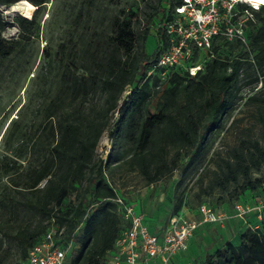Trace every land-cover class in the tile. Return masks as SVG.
I'll return each instance as SVG.
<instances>
[{"label":"trees","instance_id":"16d2710c","mask_svg":"<svg viewBox=\"0 0 264 264\" xmlns=\"http://www.w3.org/2000/svg\"><path fill=\"white\" fill-rule=\"evenodd\" d=\"M20 1L0 0V7ZM26 1L36 10L31 18L14 19L20 39L3 36L9 22L0 11V72L22 52L23 39L33 35L50 0ZM160 1L168 8L151 54L143 47L148 30L138 33L130 18L117 14L106 30L93 28L66 62L48 55L46 74L61 65L55 86L44 89L21 138H16L13 123L8 142L17 139L16 144L0 154V179H7L0 190V264H7L13 245L20 248L23 264L30 248L51 229L62 233L64 245L72 243L65 264H101L105 259L108 264L117 239L129 227L114 201L118 184L131 178L150 186L175 170L186 174L206 156L211 132L222 127L243 99L257 109L259 135L243 137L225 154H217L214 169H205L199 184L208 175L207 192H229L232 207L264 193V174L254 175L264 169V6L247 23L246 44L215 37L211 50L193 51L188 65L201 66L196 76L175 68L162 78L149 73L167 45L163 25L181 0ZM224 48L236 55H221ZM127 87L131 93L113 125L112 113ZM247 88L253 93L245 98ZM106 131L111 148L102 158L97 146ZM184 157L186 163L181 162ZM184 206L181 200L176 214ZM121 221L126 225L121 227ZM237 237V243L227 241L202 264H264V214L258 229L245 228Z\"/></svg>","mask_w":264,"mask_h":264},{"label":"rangeland","instance_id":"374dc122","mask_svg":"<svg viewBox=\"0 0 264 264\" xmlns=\"http://www.w3.org/2000/svg\"><path fill=\"white\" fill-rule=\"evenodd\" d=\"M158 6L161 8L160 11L150 19ZM167 8L168 3L160 0H50L38 15V26L33 35L23 39L22 52L6 61L0 72V154L16 144V138H21V132L33 122L34 108L42 102L44 89L55 86L57 69L61 65L57 64V69L46 74L44 64L49 54L53 55L55 61L66 62L74 48L82 45L93 28L106 30L112 16L117 14L130 18L138 33L148 30L149 35L143 47L151 54L159 44L161 16ZM0 11L9 22L3 36L8 40L20 39L22 32L13 21L22 14H10L7 7H0ZM236 52L231 53L226 48L220 51L221 55L230 57L236 55ZM259 87L260 85L255 91ZM130 89L126 88L118 109L112 113L113 125L119 119L123 103L128 100ZM252 93L253 90L247 88L243 90L242 96L247 98ZM158 100L159 98L153 101V106ZM245 101L246 99L237 102L231 117L223 122L221 128L211 132L206 156L186 174L175 170L171 175L150 186L141 185L137 179H125V185L118 184L119 193L139 214L146 217L152 226L163 228L176 214V207L181 200L185 204L181 212L189 209L190 213H195L201 204H208L223 211L230 210L233 199L229 192L215 190L209 193L205 189L209 176L205 177L203 186L199 184V178L205 169H214L217 154H225L243 137L259 135L257 109L255 106L246 105ZM14 122L17 123L16 140L8 142V133ZM110 148L109 131H106L97 146L98 156L106 158ZM187 160L188 158L184 157L181 162L186 163ZM260 174H264V169L254 175ZM6 180L0 179V190ZM83 186L79 189L82 190ZM125 225L126 223L121 221V227ZM237 225L239 226L237 222L228 223L224 227L205 225L201 231L194 234L190 257L194 256L202 262L208 254L215 253L227 241L237 243ZM21 260L20 248L13 245L6 263L20 264ZM101 264H107L106 259L101 261Z\"/></svg>","mask_w":264,"mask_h":264},{"label":"built area","instance_id":"2783aa9c","mask_svg":"<svg viewBox=\"0 0 264 264\" xmlns=\"http://www.w3.org/2000/svg\"><path fill=\"white\" fill-rule=\"evenodd\" d=\"M240 5L247 8L239 10ZM262 6L264 0H181L172 18L163 25L167 45L149 74L158 72L164 78L172 69L183 68L191 76H196L201 66L188 65L194 49L211 50L215 37L246 44L247 23L254 19L253 11L260 10ZM114 201L129 227L117 239L109 256L110 264H171L174 258L188 251L189 240L200 227H224L230 220L237 219L244 228L256 230L264 214V193L251 203L235 202L227 211L201 204L198 206V218H188L180 212L172 216L167 226L157 234L150 230L144 216L121 194H117ZM251 214L256 217L257 224L249 221ZM61 235L54 229L49 230L40 242L30 248L23 264H65L72 243L64 245Z\"/></svg>","mask_w":264,"mask_h":264},{"label":"crops","instance_id":"0c3cea01","mask_svg":"<svg viewBox=\"0 0 264 264\" xmlns=\"http://www.w3.org/2000/svg\"><path fill=\"white\" fill-rule=\"evenodd\" d=\"M184 214L188 217V218H192V219H196V218H193L195 215L199 216V213H198V208L196 210L195 213H190L189 212V209H187L186 211L184 210ZM145 219V222L147 223V225L149 226L150 230L154 233H161L162 230H163V227L162 226H152V224L148 221V219L146 217H144ZM249 221L252 223V224H257V219L256 217L251 214V216L249 217ZM232 222H237V224H239V226L237 225V230H236V234L238 235L244 228V226L242 225V222L237 220V219H233V220H230L228 223H232ZM227 223V224H228ZM205 226V225H204ZM204 226L200 227L196 232H199L201 231ZM194 238V235L193 237L189 240V248H188V251L181 255V256H178L176 258H174L172 261H171V264H188L190 262L194 263V264H202V262H200L199 260L196 259V257H190V254H191V242H192V239Z\"/></svg>","mask_w":264,"mask_h":264},{"label":"bare ground","instance_id":"6f19581e","mask_svg":"<svg viewBox=\"0 0 264 264\" xmlns=\"http://www.w3.org/2000/svg\"><path fill=\"white\" fill-rule=\"evenodd\" d=\"M9 9L8 13L14 14V13H21L22 15L25 16H31L33 15V11L35 10V6L31 4L30 2L24 0L16 3L12 7H7Z\"/></svg>","mask_w":264,"mask_h":264}]
</instances>
